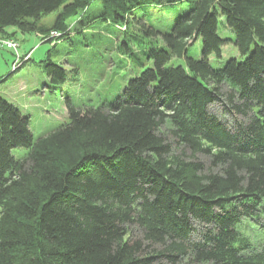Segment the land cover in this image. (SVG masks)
I'll return each mask as SVG.
<instances>
[{
	"label": "trees",
	"instance_id": "trees-1",
	"mask_svg": "<svg viewBox=\"0 0 264 264\" xmlns=\"http://www.w3.org/2000/svg\"><path fill=\"white\" fill-rule=\"evenodd\" d=\"M94 1L0 0V39H16L12 26L72 39L74 18L121 32L151 7L188 9L169 31L142 23L162 44L133 52L141 70L116 100L68 99V120L37 140L0 94V264H264V243L246 233L250 221L264 227V0H100L85 17ZM220 17L245 59L213 68L231 42ZM41 66L54 85L67 81L62 65Z\"/></svg>",
	"mask_w": 264,
	"mask_h": 264
},
{
	"label": "rangeland",
	"instance_id": "rangeland-1",
	"mask_svg": "<svg viewBox=\"0 0 264 264\" xmlns=\"http://www.w3.org/2000/svg\"><path fill=\"white\" fill-rule=\"evenodd\" d=\"M186 6L185 3L163 8L151 7L148 14L140 13L136 18L131 17L121 27V32L100 17L94 22L91 19L81 21L74 18L68 21L70 36L73 38L52 43L43 42L42 35L36 31L22 32L15 26L9 27L8 33H14L19 41L20 55L17 67H13L17 55L10 48L0 47V94L30 117L31 131L37 140L68 120V99L78 107H97L102 102L116 100L128 82L141 70L131 60L133 52L144 58L143 51L162 44V36L148 35L142 23L151 25L156 31H169L176 16L187 11ZM58 13L59 10L44 16L41 23L52 26ZM100 13L101 2L96 0L84 16L92 18ZM85 22L92 23L82 29V23ZM218 32L222 38L230 39L231 42L223 47L222 57H209L211 66L220 68L230 58L245 59L235 46V34L226 26L224 17L219 19ZM188 53L194 58L202 57L201 38L194 41ZM46 59L66 68L67 81L64 84L54 85L46 76L41 66ZM173 64L184 65L185 61L177 59L173 60ZM15 67L18 71L14 70ZM215 106L221 115V109ZM228 121H231L230 118ZM27 152L28 149L22 147L13 149L17 158L25 156ZM243 223L247 222L244 220ZM249 223L251 226L246 229V233L253 240L264 243V227L254 221Z\"/></svg>",
	"mask_w": 264,
	"mask_h": 264
},
{
	"label": "built area",
	"instance_id": "built-area-1",
	"mask_svg": "<svg viewBox=\"0 0 264 264\" xmlns=\"http://www.w3.org/2000/svg\"><path fill=\"white\" fill-rule=\"evenodd\" d=\"M52 34L58 35L57 33H54V32ZM0 47H7V48L12 49L17 55V60H18L19 55H20V52H19L20 44L16 39L14 38L0 39Z\"/></svg>",
	"mask_w": 264,
	"mask_h": 264
},
{
	"label": "crops",
	"instance_id": "crops-1",
	"mask_svg": "<svg viewBox=\"0 0 264 264\" xmlns=\"http://www.w3.org/2000/svg\"><path fill=\"white\" fill-rule=\"evenodd\" d=\"M8 30V29H7Z\"/></svg>",
	"mask_w": 264,
	"mask_h": 264
}]
</instances>
